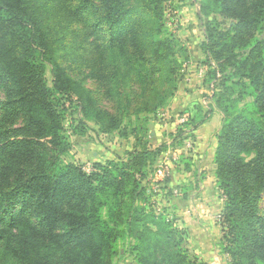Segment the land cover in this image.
Listing matches in <instances>:
<instances>
[{
	"label": "trees",
	"instance_id": "obj_1",
	"mask_svg": "<svg viewBox=\"0 0 264 264\" xmlns=\"http://www.w3.org/2000/svg\"><path fill=\"white\" fill-rule=\"evenodd\" d=\"M75 1L73 16L94 19L97 33L107 36L105 52L122 61L123 85L137 67L131 54L139 51L136 32H144L146 22L155 33V62L166 57L159 35L167 0H138L137 8L128 0ZM209 14L235 23L227 31L203 24L207 101L214 110L193 106L181 127L192 133L215 108L222 115L212 163L224 197L223 252L232 264H264V37L257 36L264 34V0H202L199 20ZM44 16L42 3L0 0V264H112L124 238L134 243L133 264H206L183 248V230L142 206L149 193L142 187L145 169L162 150L141 148L125 159L94 163L89 173L61 161L69 150L68 96L85 90L54 57L59 42L51 40ZM159 71L155 64L153 72ZM95 111L103 133L121 126V117ZM73 127V135L85 134L82 122ZM131 133L140 146L138 130Z\"/></svg>",
	"mask_w": 264,
	"mask_h": 264
},
{
	"label": "rangeland",
	"instance_id": "obj_2",
	"mask_svg": "<svg viewBox=\"0 0 264 264\" xmlns=\"http://www.w3.org/2000/svg\"><path fill=\"white\" fill-rule=\"evenodd\" d=\"M33 1L44 5L43 23L53 34L51 40L59 42L54 46L58 48L54 57L68 76L85 90L81 97L73 93L68 96L70 105L64 126L69 150L61 161L73 163L89 173L94 163L125 159L127 153L141 148L153 152L162 150L153 165L145 169L147 179L142 187L149 193L143 198L142 206L164 216L185 232L183 248L191 256L206 264H232L223 252L222 192L216 185L212 186L214 178L208 192H202L201 187L206 174L213 172V163L211 165L209 160H204V165L199 163L200 154L194 152V135L178 122L193 106L201 112H206L208 107L214 110V104L208 105L207 101L211 96V87H208L211 75L205 77L207 68L201 50L205 38L203 24L210 23L219 31H227L234 26V21L214 14L199 20L202 0L165 1L161 5L163 29L159 37L166 44V57L160 65L155 62V33L152 23L146 22L145 31L136 32L139 51L134 48L131 54L135 56L131 62L137 67L129 71L131 82L123 85L122 61H113L106 53L107 36L97 33L94 19L73 16L77 7L75 0ZM127 2L133 8L138 6V0ZM257 36L264 37V34ZM155 64L160 68L158 73L153 72ZM136 69L141 71L142 77ZM44 78L51 87L48 65L44 66ZM142 88L146 90L145 100L141 98ZM144 103L148 104L147 108ZM96 108L107 115L121 117L119 129L103 133L94 121ZM215 112L219 111L215 108ZM76 122L85 126L82 137L72 133ZM219 123L222 126V115L221 120L212 121V126L219 127ZM135 128L142 142L140 146L131 133ZM217 133L213 135L214 140L209 138V147L212 140L215 145ZM133 244L129 238L119 241L112 264H133Z\"/></svg>",
	"mask_w": 264,
	"mask_h": 264
},
{
	"label": "crops",
	"instance_id": "obj_3",
	"mask_svg": "<svg viewBox=\"0 0 264 264\" xmlns=\"http://www.w3.org/2000/svg\"><path fill=\"white\" fill-rule=\"evenodd\" d=\"M216 118L221 120V115L219 114V112L214 111L212 116L207 120V122L200 125L195 131L192 132V134L194 135V139H195L194 152L200 154L199 163L201 165H204V160H209V162L212 165V159H213V154H214L213 135L216 132H218V130L221 128V123H219V127L212 126V121H214ZM209 138H213L210 144V147L208 145ZM195 159H198V158H196L195 156ZM213 167L214 166L212 165V170L214 169ZM212 178H214L213 172L211 174L210 173L206 174L205 179L201 183L202 192H208V189H209L208 187H210L214 182ZM212 186L214 187L215 184Z\"/></svg>",
	"mask_w": 264,
	"mask_h": 264
},
{
	"label": "built area",
	"instance_id": "obj_4",
	"mask_svg": "<svg viewBox=\"0 0 264 264\" xmlns=\"http://www.w3.org/2000/svg\"><path fill=\"white\" fill-rule=\"evenodd\" d=\"M186 115H184V116H182V118L179 120V124L181 125V124H183L184 122H185V120H186Z\"/></svg>",
	"mask_w": 264,
	"mask_h": 264
}]
</instances>
